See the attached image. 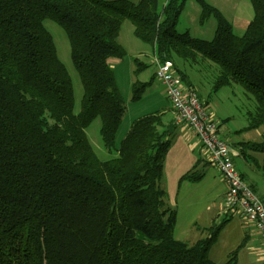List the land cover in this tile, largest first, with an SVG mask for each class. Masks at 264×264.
Returning <instances> with one entry per match:
<instances>
[{
    "label": "trees",
    "instance_id": "obj_1",
    "mask_svg": "<svg viewBox=\"0 0 264 264\" xmlns=\"http://www.w3.org/2000/svg\"><path fill=\"white\" fill-rule=\"evenodd\" d=\"M183 2L0 0V264H218L209 251L228 218L192 243L174 236L176 210L162 182L177 128L173 109L135 119L117 144L126 105L109 58L125 56L117 41L124 20L158 60L172 61L188 88L194 85L175 58L207 79L210 94L242 86L254 100L247 128L264 127V0H250L253 15L241 35L197 0L201 17L217 21L210 40L175 30ZM46 19L68 38L82 85L77 113ZM135 63L136 71L145 66ZM149 83L133 81L129 100ZM96 118L102 143L116 148L102 162L85 134ZM241 144L264 151V139ZM198 165L179 180L199 181ZM235 255L222 264H234Z\"/></svg>",
    "mask_w": 264,
    "mask_h": 264
},
{
    "label": "rangeland",
    "instance_id": "obj_2",
    "mask_svg": "<svg viewBox=\"0 0 264 264\" xmlns=\"http://www.w3.org/2000/svg\"><path fill=\"white\" fill-rule=\"evenodd\" d=\"M137 2L138 0H130ZM207 4L217 9L222 16L228 20L236 35H241L248 21L253 15L250 0H204ZM161 3L162 0H159ZM201 6L197 0H184L182 10L178 16L175 30L178 33L188 32L190 36L204 40L212 39L217 21L211 14L205 18L201 17ZM44 26L51 34L55 45L56 53L60 61L64 64L72 81L74 106L73 111L77 113L80 109V99L82 96V85L80 78L75 71L69 50V42L65 31L61 26L51 20H44ZM117 41L123 47L125 56L121 59L109 58V65L113 70L118 88L125 100L126 111L122 117L120 134L117 144L123 138L127 128L136 118L144 112L159 113L167 105L164 84L155 75V66L152 64L154 54L152 48L147 43L141 42L133 33V25L129 20H124L121 24ZM135 59L144 63L140 70ZM179 70H182L194 85L197 96L205 102V110L213 115L218 124V134L220 138H226L230 142L249 141L262 142L264 137V127L256 129L247 128V110L254 106V100L250 93L246 92L242 86L232 84L223 86L216 92L210 94V84L203 78L196 68L175 58ZM155 75V76H153ZM150 82L147 84L141 98L136 102L129 100L131 84L133 81ZM100 121L94 119L85 129V134L92 145L99 160L105 161L114 156L116 148L109 147L102 143L99 135ZM246 157H234L236 170L242 174L244 182L253 186L255 193L264 203V151H253L245 148ZM247 156H250L248 158ZM215 168L214 166H212ZM211 167V169H213ZM216 186V185H215ZM204 184L200 189L189 192V197L184 203L178 199L176 210V224L174 234L176 238L190 243L198 237L205 236V229L217 220L210 221L212 215L209 211H204L202 217L197 219V226L190 225L192 209H200L207 202L212 194V187ZM228 221L222 226L216 242L210 249L209 256L215 261H227L229 255L236 251L234 264H260L256 258L254 249L248 245L260 246L261 241L258 232L253 227L243 224V219L238 212H234ZM213 217L216 215H212ZM222 221V217H219ZM206 222V223H205ZM202 233V235H201ZM248 234L251 242L245 245L244 236ZM243 243L242 245H240Z\"/></svg>",
    "mask_w": 264,
    "mask_h": 264
},
{
    "label": "built area",
    "instance_id": "obj_3",
    "mask_svg": "<svg viewBox=\"0 0 264 264\" xmlns=\"http://www.w3.org/2000/svg\"><path fill=\"white\" fill-rule=\"evenodd\" d=\"M152 64L156 77L164 84L176 124H186L193 130L208 161L220 173L226 186L223 199L226 211L238 212L245 222L251 223L259 232L264 247V203L241 179L233 163L236 153L220 138L217 121L205 110L195 90L185 89L172 61H160L154 56Z\"/></svg>",
    "mask_w": 264,
    "mask_h": 264
},
{
    "label": "crops",
    "instance_id": "obj_4",
    "mask_svg": "<svg viewBox=\"0 0 264 264\" xmlns=\"http://www.w3.org/2000/svg\"><path fill=\"white\" fill-rule=\"evenodd\" d=\"M184 86H185V89L188 88L186 84H184ZM193 90H195V88ZM200 100L203 101L201 98ZM167 102L168 103L166 107L168 108L170 107L172 110L171 104L169 103V101ZM203 103L205 104L206 101L205 102L203 101ZM146 114H150V112L149 113L144 112L143 115H146ZM170 114H172L171 111H170ZM223 140L226 141L230 145V147L236 153V157L240 155L241 157H246L245 146L241 144V143H244L243 141L230 142L226 138H224ZM247 157L250 158V156H247ZM207 161H208L207 154L204 148L202 147L197 135L193 132V130L186 124H177V128L175 130L172 143L165 155V159L163 163L162 182H163V186L165 189L167 202L172 208L177 206L178 199H180L184 203V201L188 199L189 197V192L191 191L193 192V191L200 189V187L203 184L205 186L212 187V190H211L212 194L209 196L207 202H205V204L202 205L200 209L198 208L192 209V212H191L192 220H190L191 221L190 225H194L195 227L197 226L196 224L197 219H200L202 217L205 210L211 212L212 215H216L214 217L211 215L210 221L217 220L218 221L217 224L221 222L219 217H222V220H223V218L225 217L230 219L229 217L233 216L232 215L233 213H227L226 209L224 208L223 199H224V193L226 190L224 181L220 173L218 172V170L216 168H213L212 167L213 165L207 164ZM197 162L199 164L198 170L203 171V177L197 182L180 181L179 180L180 177L185 172H187L189 169H191L193 165ZM211 167L213 169H211ZM243 224L247 227L255 228L251 223L245 222L244 219H243ZM258 235L261 241L259 232H258ZM199 238L200 237L196 238L195 240H193V242ZM244 240H245V245H248L251 242V239L248 234L244 236ZM248 246L250 247V249H254L258 262H261L260 264H262V262L264 261L263 244H261V247L252 246V245H248ZM210 255L211 253L209 251V256ZM213 261L218 264L224 263L223 261L221 262L219 260L218 261L213 260Z\"/></svg>",
    "mask_w": 264,
    "mask_h": 264
}]
</instances>
